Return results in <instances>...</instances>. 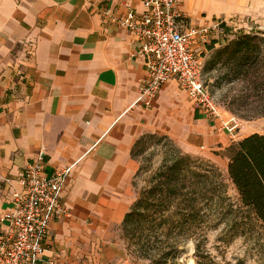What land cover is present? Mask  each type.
<instances>
[{
	"label": "crops",
	"instance_id": "0c3cea01",
	"mask_svg": "<svg viewBox=\"0 0 264 264\" xmlns=\"http://www.w3.org/2000/svg\"><path fill=\"white\" fill-rule=\"evenodd\" d=\"M181 8L193 24L223 19L219 41L264 24V0H181ZM143 10L142 0H0V215L40 151L46 175L69 169L59 193L69 213L45 242L57 264L119 256L109 238L138 197L133 149L142 135L166 134L189 153L226 139L177 80L152 107L139 99L147 65L121 19Z\"/></svg>",
	"mask_w": 264,
	"mask_h": 264
},
{
	"label": "trees",
	"instance_id": "16d2710c",
	"mask_svg": "<svg viewBox=\"0 0 264 264\" xmlns=\"http://www.w3.org/2000/svg\"><path fill=\"white\" fill-rule=\"evenodd\" d=\"M215 43L212 41L209 45L213 52L206 61V70L224 66L227 70L219 79L244 83L243 93L238 99L231 100L232 110L229 111L233 113L239 109L234 105H245L248 119L263 116L264 32L241 31L219 48H215ZM145 137L169 138L158 133L142 135L133 149L138 157V144ZM229 152L228 175L238 191L240 206L264 223V133L246 135L231 144ZM189 159L190 156L183 152H176L173 158L166 159L156 171L151 186L137 197L122 222L124 232L135 241L139 257L148 260L149 264H178L180 242L187 239H195L196 255H201L204 234L187 229L202 227L207 222V210H212L219 200L227 203L230 214L234 211L215 171L194 166ZM141 170L142 163L140 173ZM164 223L171 228L158 232ZM173 225L183 232L175 235ZM149 226L152 231L146 230Z\"/></svg>",
	"mask_w": 264,
	"mask_h": 264
},
{
	"label": "built area",
	"instance_id": "2783aa9c",
	"mask_svg": "<svg viewBox=\"0 0 264 264\" xmlns=\"http://www.w3.org/2000/svg\"><path fill=\"white\" fill-rule=\"evenodd\" d=\"M141 13L130 11L121 25L133 31L140 47L136 55L147 65L141 80L139 99L152 107L170 80H177L194 99L196 108L219 118L221 110L211 97L204 80V55L207 46L218 43L217 33L225 24L218 19L210 24H193L181 8V0H142ZM240 121L232 116L220 127L233 137ZM44 151L27 165L17 178L19 188L11 192L10 208L0 215V264H57L58 254H48L45 242L52 222L68 215L61 201L60 188L69 169L45 174ZM13 185V178H4Z\"/></svg>",
	"mask_w": 264,
	"mask_h": 264
},
{
	"label": "rangeland",
	"instance_id": "374dc122",
	"mask_svg": "<svg viewBox=\"0 0 264 264\" xmlns=\"http://www.w3.org/2000/svg\"><path fill=\"white\" fill-rule=\"evenodd\" d=\"M256 25L262 26L255 27ZM253 30L246 27L248 32L262 31L264 32V24L258 23L253 25ZM244 30V29H243ZM242 29H237L225 32L219 43H215V48L224 45L228 40L238 35ZM210 45V44H209ZM206 48L204 55V80L208 91L217 102L221 116L218 123L223 120L230 119L235 116L239 119L240 124L235 129L233 137L225 129L218 128L225 131L226 139L218 144L205 145L195 149V152L184 151L178 143L173 139L164 138L162 140L153 137H145L138 144V155L142 163V170L138 181V196L142 194L143 190L148 189L153 177L159 167L166 159H171L175 156L176 152H183L190 156L189 162L194 166L201 168H209L208 170L215 171L218 180L224 189L227 196L230 197L233 204V213H229V206L227 203L218 201L212 210H207V222L202 227L191 226L187 229L190 232L204 234L202 242L201 255H196V242L195 239H187L184 243L180 242V253L176 259L178 264H264V223L259 220L254 214L242 209L240 206V199L237 189L231 182L227 165L229 162V147L231 144L242 139L246 135L254 132L264 133V115L254 119L246 117L249 112L247 106L238 107L233 111L231 108V100L239 98L244 91V83L238 80L219 79L222 74L227 70L224 66H217L214 69L206 70V61L210 58L212 50ZM232 110V109H230ZM245 116V117H243ZM217 130V129H215ZM217 156L218 163H214L210 157ZM148 214L147 209L145 211ZM157 218H160L158 215ZM164 219V218H163ZM161 221V220H160ZM159 221V222H160ZM174 234H179L183 230L174 227ZM171 228L170 225L165 224L160 227L158 232L167 231ZM152 227H147L146 230ZM115 234L109 238L110 241L118 243L120 246L119 256L114 257L117 253L116 250L109 252V262L105 264H149L145 258L139 257L136 251L135 241L128 237L122 228V224L115 228ZM186 231V230H185ZM81 264H101V262H81Z\"/></svg>",
	"mask_w": 264,
	"mask_h": 264
}]
</instances>
